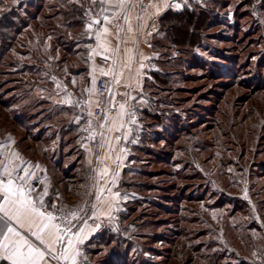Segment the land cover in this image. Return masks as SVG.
I'll use <instances>...</instances> for the list:
<instances>
[{
	"label": "rangeland",
	"instance_id": "374dc122",
	"mask_svg": "<svg viewBox=\"0 0 264 264\" xmlns=\"http://www.w3.org/2000/svg\"><path fill=\"white\" fill-rule=\"evenodd\" d=\"M92 1L0 0V157L54 151L60 176L89 183L84 128L59 130L71 120L61 101L86 64L82 13ZM72 4L78 24L64 20ZM185 5L205 11L206 24L193 45L155 46L152 67L170 81L147 79L150 115L139 120L112 212L120 223L93 241V264H200L215 252L217 264H264V0Z\"/></svg>",
	"mask_w": 264,
	"mask_h": 264
},
{
	"label": "crops",
	"instance_id": "0c3cea01",
	"mask_svg": "<svg viewBox=\"0 0 264 264\" xmlns=\"http://www.w3.org/2000/svg\"><path fill=\"white\" fill-rule=\"evenodd\" d=\"M186 3L187 0H154L152 4H143L140 0H128L121 7L118 0H107L103 4L101 0H95L86 7L85 31L90 37L87 61L82 70H77L76 74H80L78 84L75 82V85L68 88L61 103L71 121L84 128L85 114L79 110H67L73 107L71 94L80 93L87 81L93 85L96 77L108 73L105 76L110 78V89L102 98L110 110L105 117L92 121L99 131L97 147L91 148L82 142L79 145L83 151L81 163L86 166L85 173L89 170L88 176H92L90 183L84 176H60L56 166L49 169L44 161H32L27 156L28 164L31 163V170L29 167L28 171L32 174L29 178L34 189L32 194L35 196L47 188L45 203L57 206L56 209L49 208L50 211L61 208L65 211H78L83 208V211H78L79 216L96 218L108 216L119 207V195H116L119 194V176H122L124 165L136 142L134 131L139 125V111L143 109L141 105L145 104L144 83L153 69L150 63H155L156 58L151 38L157 30L160 14L167 8L178 10ZM102 8L105 11L101 12ZM91 13L96 16L91 17ZM104 16L109 17V22H105ZM97 20L99 23H96ZM104 28L108 31L104 32ZM117 79L119 84L116 83ZM98 98L99 95L92 88L90 96L85 100L88 110ZM133 101L138 105L137 121L129 125L126 110ZM121 104L125 105L123 110ZM32 151V148L28 150L30 153ZM0 161L7 162L2 157ZM12 161L13 165L20 164L19 158ZM48 170H52V173L49 174ZM91 205H95V209ZM74 225L73 232L82 227L84 231L81 235L86 237L83 243L76 245L80 253L76 258L77 264H87L89 254L86 247L97 231L89 218L86 225L83 221L75 220ZM51 264H54L53 261Z\"/></svg>",
	"mask_w": 264,
	"mask_h": 264
},
{
	"label": "snow or ice",
	"instance_id": "6c2138e0",
	"mask_svg": "<svg viewBox=\"0 0 264 264\" xmlns=\"http://www.w3.org/2000/svg\"><path fill=\"white\" fill-rule=\"evenodd\" d=\"M105 2L107 0H101V4ZM126 3L128 0H118L121 7ZM103 11L105 9L102 8ZM104 20L109 22V17L104 16ZM107 31L104 28V32ZM116 83L119 84V79ZM124 107V104L120 105L122 110ZM89 115L92 113L89 112ZM11 156L19 158L18 153H12ZM31 175L26 161H21L19 165H13L11 159L0 161V264H51L52 260L77 264L76 258L80 253L76 245L83 243L86 237L81 235L84 231L82 227L73 232L75 225L72 221H83L86 225L87 219L91 217L78 215V211H83V208L67 211L66 214L65 209L61 208L58 209L61 215L57 216L49 210L57 206L45 203L47 188L33 196L34 189L29 182ZM90 207L95 209V205Z\"/></svg>",
	"mask_w": 264,
	"mask_h": 264
},
{
	"label": "trees",
	"instance_id": "16d2710c",
	"mask_svg": "<svg viewBox=\"0 0 264 264\" xmlns=\"http://www.w3.org/2000/svg\"><path fill=\"white\" fill-rule=\"evenodd\" d=\"M205 13L206 12L201 9L190 8L189 6H186V5L178 10L167 8L164 12L160 14L159 19H158L157 30L151 38V47L153 51H155V46L161 47L163 45L162 43H168L169 45L175 46V47L193 45V43H195L201 35V31H200L201 28L204 26V24H206L207 19H206ZM82 14H85V13L83 12ZM82 14H81V8H79L77 4L75 5L72 4L71 7L67 8L66 12L64 13V20L69 21V23L71 22V23L78 24L79 20L76 17ZM86 61H87V57L84 58V62ZM155 63H158L157 57L155 58ZM149 75L155 77V79H158L163 84L170 81L167 74H163V70L152 69ZM147 79L148 78L145 79L144 88H145ZM146 109L147 108L140 109L139 111L140 121L142 120V116L150 115V112H148ZM80 125L81 124L73 123L70 120L65 126H63L62 129L59 130V134H63V132L65 133L67 131H74L77 134L79 128L81 127ZM137 129L138 128H136V130L134 131V137L136 139V142L133 145V148H136L138 146V142L140 140L139 138L140 135L137 134ZM71 139H72L71 137H68L65 142L67 144H71V141H72ZM36 141H40V140L36 139ZM37 153H38L37 151H32V153L28 156V158L32 161H38V159H40V161L42 160L46 161L45 163H47V167L49 169L50 167L56 166V168H59L60 171L64 170L63 166H60V157L56 156V153L54 151L53 152L51 151L50 155L48 156V158H45V160L43 157L45 156L44 151L43 153H41L40 151L41 153L40 158L36 157L38 156ZM57 165L59 167H57ZM126 172H128L127 166L123 168L122 173H126ZM62 176H67V173L66 174L63 173ZM69 177H75V176H69ZM127 210L128 211L131 210L130 206L127 208ZM113 231H114L113 229H105L101 232H97V234L88 241V244L86 247L87 253L89 254L87 264H93L94 261H92L90 257L94 254H97L100 251L98 250L99 248L94 246L93 241H95V243L101 242L102 239L106 236H115ZM101 244H103V241L101 242ZM116 247L117 246H114L113 249ZM113 255L111 256L112 258L110 260H114L118 258L117 254L115 255L113 253ZM207 257L209 260L207 259L205 262H200V264H217L216 252L213 255H209V256L207 255ZM102 259L103 258H101L100 260ZM185 261H188V259H186Z\"/></svg>",
	"mask_w": 264,
	"mask_h": 264
},
{
	"label": "built area",
	"instance_id": "2783aa9c",
	"mask_svg": "<svg viewBox=\"0 0 264 264\" xmlns=\"http://www.w3.org/2000/svg\"><path fill=\"white\" fill-rule=\"evenodd\" d=\"M143 4H152L154 0H140ZM91 17H95V13L90 14ZM151 66L154 65L153 62L150 63ZM92 88L99 95V98L96 100L94 106L88 110L85 100L90 96ZM110 89V78L105 75H99L95 78L93 85L87 81L80 93H72L71 101L73 105L80 111L85 114V123H84V132L81 137V142L87 145L88 147L94 148L97 147V135L99 131L92 124L93 120H100L105 117L107 112H109L110 107L105 103L102 96L106 95ZM138 105L136 102H130L126 110L127 123L133 125L137 121L136 110ZM141 108H147L146 104H142ZM89 112L92 115H89ZM134 121V122H133ZM57 216L61 215L58 210H53ZM67 211H65V214ZM71 219V217H69ZM59 223V221H57ZM89 222L95 228L97 232H101L105 229H114L120 223L119 213L115 211L109 216H103L97 218H89ZM74 224V221H72ZM99 225V227H97ZM54 264H65L64 261L52 260Z\"/></svg>",
	"mask_w": 264,
	"mask_h": 264
}]
</instances>
